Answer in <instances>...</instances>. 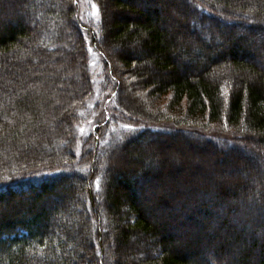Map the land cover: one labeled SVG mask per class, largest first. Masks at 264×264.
Instances as JSON below:
<instances>
[{
  "label": "trees",
  "instance_id": "16d2710c",
  "mask_svg": "<svg viewBox=\"0 0 264 264\" xmlns=\"http://www.w3.org/2000/svg\"><path fill=\"white\" fill-rule=\"evenodd\" d=\"M93 2L0 0V264H264V0Z\"/></svg>",
  "mask_w": 264,
  "mask_h": 264
},
{
  "label": "rangeland",
  "instance_id": "374dc122",
  "mask_svg": "<svg viewBox=\"0 0 264 264\" xmlns=\"http://www.w3.org/2000/svg\"><path fill=\"white\" fill-rule=\"evenodd\" d=\"M77 9H78V15H79V20L83 26V30L85 32V34L87 35V38H88V41L89 43L91 44L92 46V40H91V35L94 33V28H96V23L98 21V18H99V13H98V7L97 5L93 2V0H77ZM90 53H91V57L93 59V61L95 62H100L101 64L98 66V65H94V68H95V72L97 74V72H100V75L102 76V78L104 77V75H102V65H103V59L101 58V56L99 55L98 52L94 51L93 49L90 50ZM192 62L193 65L195 64H199V61H195V60H192L190 61ZM186 64V63H185ZM218 68H215V70L213 71L214 74H217V71ZM208 78H212L211 76H209ZM99 80V79H98ZM103 82V81H102ZM99 83V82H98ZM107 92L104 88V86L102 85V83H100L97 87H96V90H95V97L93 99V105L94 107L90 110V112H92V116L93 118L89 121V122H84L83 123V127H82V132L84 133L83 137H82V143H95L96 140L99 138V140L101 141H104V140H107L109 139V136H110V129L111 127H104V125L102 124V119H99V122H101V126L98 127V130H97V134L95 135H98V137H96V139L94 140L93 138H91L89 135L90 133L92 132H95L96 131V128L97 126L96 125V117L94 116H98L99 114H101V108H103V102H100V96H103L102 93H105ZM111 92H107V94L104 96H107L108 94H110ZM170 96L167 97V99H169ZM103 98V97H102ZM103 100V99H102ZM112 104V103H111ZM110 103H108L107 105L105 104V107H109V109L111 110L113 105H111ZM108 109V111L110 112V110ZM111 114V113H110ZM117 114V113H115ZM218 133V132H217ZM173 144L175 143V147H180L182 146L184 149H188L190 147H192V149L195 148V146H198V147H204V144L203 142H201V140L199 138H192V137H183V138H173ZM154 142H158L157 144L161 145L162 142H159V140H155ZM163 148L167 149V153H168V158L172 160H176L179 159V160H183L185 157L183 154H178L177 152H173L172 150H169L167 144H162ZM167 147V148H166ZM211 156H215L214 153H210ZM153 161V160H152ZM173 163V161H172ZM205 164V163H204ZM176 165V164H174ZM172 166L170 167V173L171 174H175L178 172V170L176 169V166ZM206 166V165H204ZM260 168V164L259 163H256V164H253L250 171L253 173V172H257ZM177 171V172H176ZM180 172V171H179ZM186 172H191L189 167L186 168L185 167V170H184V173L185 174ZM182 173H178L177 175L178 176H181ZM182 174V175H183ZM186 175H189V173H187ZM172 176V175H171Z\"/></svg>",
  "mask_w": 264,
  "mask_h": 264
}]
</instances>
